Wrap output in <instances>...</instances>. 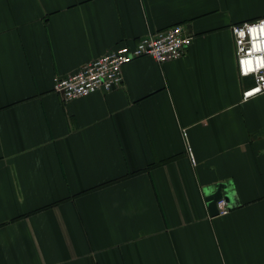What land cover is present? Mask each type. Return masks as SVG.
Instances as JSON below:
<instances>
[{"label": "crops", "instance_id": "crops-1", "mask_svg": "<svg viewBox=\"0 0 264 264\" xmlns=\"http://www.w3.org/2000/svg\"><path fill=\"white\" fill-rule=\"evenodd\" d=\"M261 18L264 0H0V264H264V93L243 100L230 29ZM178 24L181 58L55 91Z\"/></svg>", "mask_w": 264, "mask_h": 264}, {"label": "built area", "instance_id": "built-area-1", "mask_svg": "<svg viewBox=\"0 0 264 264\" xmlns=\"http://www.w3.org/2000/svg\"><path fill=\"white\" fill-rule=\"evenodd\" d=\"M230 29L234 36L240 78L253 81L242 93L243 100H249L264 93V18L236 23ZM193 39L181 24L148 34L134 46H122L90 60L76 72L57 76L54 89L66 100L89 96L97 91L110 92L124 83L122 71L134 59L151 56L160 63L177 60L184 56ZM192 162L195 163L193 156ZM217 205L219 214L229 212L224 198Z\"/></svg>", "mask_w": 264, "mask_h": 264}, {"label": "water", "instance_id": "water-1", "mask_svg": "<svg viewBox=\"0 0 264 264\" xmlns=\"http://www.w3.org/2000/svg\"><path fill=\"white\" fill-rule=\"evenodd\" d=\"M206 201L210 210V215H219L218 202L219 200L225 199L226 202L230 203L232 195L229 192L227 184H219L216 187H211L206 190ZM232 207V206H231Z\"/></svg>", "mask_w": 264, "mask_h": 264}]
</instances>
